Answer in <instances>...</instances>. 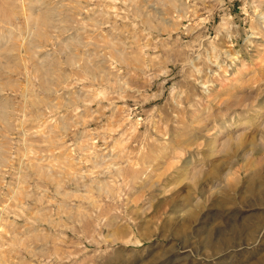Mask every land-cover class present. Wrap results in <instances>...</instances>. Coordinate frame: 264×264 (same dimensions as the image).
Masks as SVG:
<instances>
[{
    "label": "rangeland",
    "instance_id": "obj_1",
    "mask_svg": "<svg viewBox=\"0 0 264 264\" xmlns=\"http://www.w3.org/2000/svg\"><path fill=\"white\" fill-rule=\"evenodd\" d=\"M0 264H264V0H0Z\"/></svg>",
    "mask_w": 264,
    "mask_h": 264
},
{
    "label": "bare ground",
    "instance_id": "obj_2",
    "mask_svg": "<svg viewBox=\"0 0 264 264\" xmlns=\"http://www.w3.org/2000/svg\"><path fill=\"white\" fill-rule=\"evenodd\" d=\"M257 176H258V174H254V180L255 181H258L257 180ZM263 176V175H262ZM187 219V218H186ZM241 223V222H240ZM245 223V222H244ZM238 232L240 231V232H244L245 234L244 235H246V239L244 240L245 242H246V244H250V224H239L238 225ZM237 231V230H236ZM255 236V235H254ZM206 238H205V244H206V246H211V247H216V248H221V246H222V244H229L231 241V239L229 240V239H227V240H225L223 237V239H220V238H213V237H211V236H209V235H207V236H205ZM260 236H258V237H254L253 238V242H256L257 241V239L259 238ZM240 239V238H239ZM243 241V242H244ZM252 242V243H253ZM238 245H240V244H243L242 243V241H240L239 243H237Z\"/></svg>",
    "mask_w": 264,
    "mask_h": 264
}]
</instances>
